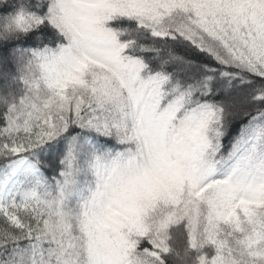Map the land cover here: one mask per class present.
I'll use <instances>...</instances> for the list:
<instances>
[{
	"label": "snow or ice",
	"instance_id": "obj_1",
	"mask_svg": "<svg viewBox=\"0 0 264 264\" xmlns=\"http://www.w3.org/2000/svg\"><path fill=\"white\" fill-rule=\"evenodd\" d=\"M0 264H264V0H0Z\"/></svg>",
	"mask_w": 264,
	"mask_h": 264
}]
</instances>
